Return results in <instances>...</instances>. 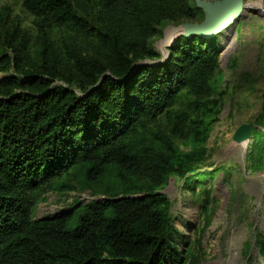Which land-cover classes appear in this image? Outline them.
Returning <instances> with one entry per match:
<instances>
[{
	"label": "trees",
	"instance_id": "obj_1",
	"mask_svg": "<svg viewBox=\"0 0 264 264\" xmlns=\"http://www.w3.org/2000/svg\"><path fill=\"white\" fill-rule=\"evenodd\" d=\"M19 1L44 45L37 61L25 37L0 54V73H16L0 80V264H184L170 240L169 199L157 189L175 165L198 171L173 139L196 150L206 140L205 121L219 113L221 47L216 36L181 35L159 62L153 40L181 18L203 21L202 10L195 0ZM52 27L71 33L70 70L49 43ZM162 116L169 135L148 128ZM252 133L262 166L263 135ZM78 169L93 183L115 169L123 196L86 206L72 229L69 210L36 220L39 199Z\"/></svg>",
	"mask_w": 264,
	"mask_h": 264
},
{
	"label": "rangeland",
	"instance_id": "obj_2",
	"mask_svg": "<svg viewBox=\"0 0 264 264\" xmlns=\"http://www.w3.org/2000/svg\"><path fill=\"white\" fill-rule=\"evenodd\" d=\"M201 22L181 18L169 23L163 36L153 40L161 55L159 62L167 59L170 47L182 35L178 32L182 24ZM23 37L29 40L28 58L37 61L44 41L34 17L19 0H0V54L12 55L13 45ZM70 37L65 28L49 30V43L65 70L72 68L63 48ZM216 37L221 47L220 84L212 100L219 101V113L216 117L209 113L205 121L208 135L198 150L173 139L179 152L191 155L185 164L198 171L183 175L175 165L157 193L169 199L170 240L184 264H264V163L259 166L252 153L253 129L263 135L260 143H264V129L257 123L264 93V0H244L240 17ZM7 76L16 77V73H0V80ZM55 85L63 83L57 81ZM148 128L169 135L165 116ZM241 128L247 130L250 144L235 152L234 146L240 141L236 133ZM200 151L203 153H197ZM198 174L203 175L201 181ZM123 182L115 169L96 183L86 179L83 169L71 171L61 182L63 188L39 199L33 215L44 220L69 210L76 213L69 225L72 229L77 213L86 206L123 196ZM132 185L129 180L127 186Z\"/></svg>",
	"mask_w": 264,
	"mask_h": 264
},
{
	"label": "water",
	"instance_id": "obj_3",
	"mask_svg": "<svg viewBox=\"0 0 264 264\" xmlns=\"http://www.w3.org/2000/svg\"><path fill=\"white\" fill-rule=\"evenodd\" d=\"M196 7L202 10L204 20L201 23H184L180 33L186 37H215L227 29L235 19L240 17L244 0H195ZM248 136L247 130L241 128L236 133V140Z\"/></svg>",
	"mask_w": 264,
	"mask_h": 264
},
{
	"label": "bare ground",
	"instance_id": "obj_4",
	"mask_svg": "<svg viewBox=\"0 0 264 264\" xmlns=\"http://www.w3.org/2000/svg\"><path fill=\"white\" fill-rule=\"evenodd\" d=\"M251 7V6H250ZM179 34H180V31L178 30ZM177 35V34H176ZM239 141V140H237ZM250 144V138L248 137H245L243 139H241L238 143L235 144V148H234V151H240L241 148H245L247 147L248 145Z\"/></svg>",
	"mask_w": 264,
	"mask_h": 264
}]
</instances>
